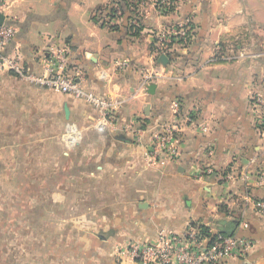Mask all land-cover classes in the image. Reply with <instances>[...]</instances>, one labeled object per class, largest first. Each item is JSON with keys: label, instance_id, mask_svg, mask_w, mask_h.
Masks as SVG:
<instances>
[{"label": "crops", "instance_id": "0c3cea01", "mask_svg": "<svg viewBox=\"0 0 264 264\" xmlns=\"http://www.w3.org/2000/svg\"><path fill=\"white\" fill-rule=\"evenodd\" d=\"M154 1L142 0L133 25L132 17L108 23L113 0H9L17 32L7 51L41 74L45 56L64 49L84 94L0 70V173L19 166L12 158L44 157L51 174L55 143L61 157L82 158L76 188L85 192L61 198L76 213L45 209L50 232L55 219L77 224L55 264H139L121 250L189 224L254 241L246 258L224 264H264V216L255 208L264 199V0H175L168 15ZM186 21L189 41L166 54L159 34ZM166 126L178 129L179 157L155 160L150 137ZM16 226L13 238L21 236Z\"/></svg>", "mask_w": 264, "mask_h": 264}, {"label": "built area", "instance_id": "2783aa9c", "mask_svg": "<svg viewBox=\"0 0 264 264\" xmlns=\"http://www.w3.org/2000/svg\"><path fill=\"white\" fill-rule=\"evenodd\" d=\"M8 2L9 0H0V13L5 15L3 23L0 24V70L14 71L30 82L43 87L83 96L84 93L77 86L74 77L70 76L67 71V56L64 49L51 50V53L45 56L46 67L41 74L27 72L22 65L20 55L7 51L17 32L15 26L8 23L6 15ZM129 3L125 9L116 6L111 17L106 19L108 23H118L127 14H132L131 23L138 25L142 17L139 9L142 0H129ZM153 6L160 15H168L177 7L175 0H155ZM189 26L190 23L186 21L162 31L158 36L160 49L167 54L172 51L174 44H186L190 39ZM88 98L96 101L110 113L111 109L105 100H97L91 95H88ZM262 104L264 105V101ZM262 114L258 127L264 134V111ZM177 132L176 127L166 126L164 131L151 134L150 156L155 160L177 159L179 157ZM139 133L140 130L134 129V135L138 139H140ZM255 208L264 216V199L257 200ZM253 246L254 241L246 236L228 235L222 232L216 233L214 240L210 241L209 236L202 231L199 225L189 224L183 234L161 231L155 241L132 244L122 249L121 253L133 258L139 264H224L230 259L246 258Z\"/></svg>", "mask_w": 264, "mask_h": 264}, {"label": "rangeland", "instance_id": "374dc122", "mask_svg": "<svg viewBox=\"0 0 264 264\" xmlns=\"http://www.w3.org/2000/svg\"><path fill=\"white\" fill-rule=\"evenodd\" d=\"M8 23H11L9 19ZM56 145L59 144H54L51 174L45 172L49 168V159L44 157L31 160L12 158V162L19 163V166L0 173V264H38L45 261H52L55 264L64 261L65 249L61 247L63 244L66 245L67 241L70 243L71 239L66 238L67 232L70 229L75 230L77 224L75 221L67 224L55 219L50 232V226L46 227L44 222L45 209L46 206L52 209L54 217L59 214L65 216L74 214L76 206L63 205L61 198L74 200L78 193L83 194L85 190L76 188L77 182L84 180L76 171V166L80 164L82 158L77 157L75 153L69 157H61L62 150ZM65 165L69 166V171L65 172ZM13 169L23 172L14 174ZM62 182L70 188H56ZM14 224L20 229L19 238H13L11 235ZM18 240L19 243H16ZM50 242L51 255L46 254L45 250L47 246L48 251Z\"/></svg>", "mask_w": 264, "mask_h": 264}, {"label": "trees", "instance_id": "16d2710c", "mask_svg": "<svg viewBox=\"0 0 264 264\" xmlns=\"http://www.w3.org/2000/svg\"><path fill=\"white\" fill-rule=\"evenodd\" d=\"M129 4H130V3H129V0H113L112 5H111V6H108L109 9L107 8V10H108V12H109L110 14H112V13L114 12L116 6H121L123 9H125V7L128 6ZM129 17H133V15L130 14V15L128 16V14H127V16H126L125 18H129ZM200 228L202 229V231H203L205 234H207V235L209 236L210 241L214 240L216 234L210 232L208 227H206V226H204V225H201Z\"/></svg>", "mask_w": 264, "mask_h": 264}, {"label": "water", "instance_id": "95a60500", "mask_svg": "<svg viewBox=\"0 0 264 264\" xmlns=\"http://www.w3.org/2000/svg\"><path fill=\"white\" fill-rule=\"evenodd\" d=\"M4 19H5V15L0 13V24L3 23ZM162 60H164V62H167L168 61L167 55L164 54L163 57H162ZM155 87H156L155 84H153V85L150 86V92L151 93H154L155 92ZM227 234L228 235H232L231 233H227Z\"/></svg>", "mask_w": 264, "mask_h": 264}]
</instances>
